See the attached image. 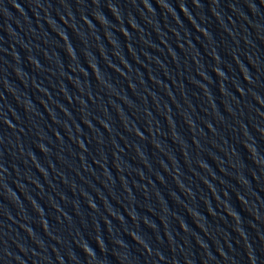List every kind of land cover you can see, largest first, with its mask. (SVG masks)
Returning a JSON list of instances; mask_svg holds the SVG:
<instances>
[{"label":"water","instance_id":"1","mask_svg":"<svg viewBox=\"0 0 264 264\" xmlns=\"http://www.w3.org/2000/svg\"><path fill=\"white\" fill-rule=\"evenodd\" d=\"M0 264H264V0H0Z\"/></svg>","mask_w":264,"mask_h":264}]
</instances>
